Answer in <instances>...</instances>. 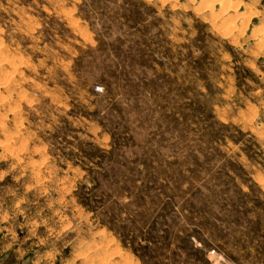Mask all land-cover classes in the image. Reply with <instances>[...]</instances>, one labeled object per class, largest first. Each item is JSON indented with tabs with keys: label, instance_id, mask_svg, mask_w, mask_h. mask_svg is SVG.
I'll return each instance as SVG.
<instances>
[{
	"label": "rangeland",
	"instance_id": "374dc122",
	"mask_svg": "<svg viewBox=\"0 0 264 264\" xmlns=\"http://www.w3.org/2000/svg\"><path fill=\"white\" fill-rule=\"evenodd\" d=\"M0 264H264V0H0Z\"/></svg>",
	"mask_w": 264,
	"mask_h": 264
}]
</instances>
